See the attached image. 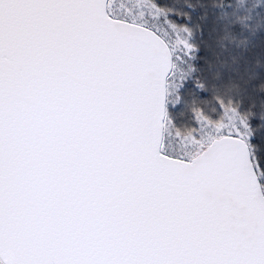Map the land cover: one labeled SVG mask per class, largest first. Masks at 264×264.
I'll use <instances>...</instances> for the list:
<instances>
[{
	"label": "snow or ice",
	"instance_id": "6c2138e0",
	"mask_svg": "<svg viewBox=\"0 0 264 264\" xmlns=\"http://www.w3.org/2000/svg\"><path fill=\"white\" fill-rule=\"evenodd\" d=\"M0 264H264V0H0Z\"/></svg>",
	"mask_w": 264,
	"mask_h": 264
}]
</instances>
